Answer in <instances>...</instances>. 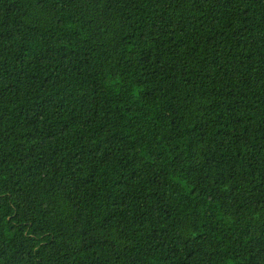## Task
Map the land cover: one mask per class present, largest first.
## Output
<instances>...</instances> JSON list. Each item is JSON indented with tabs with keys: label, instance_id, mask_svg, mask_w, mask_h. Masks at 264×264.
<instances>
[{
	"label": "trees",
	"instance_id": "1",
	"mask_svg": "<svg viewBox=\"0 0 264 264\" xmlns=\"http://www.w3.org/2000/svg\"><path fill=\"white\" fill-rule=\"evenodd\" d=\"M0 264H264V0H0Z\"/></svg>",
	"mask_w": 264,
	"mask_h": 264
}]
</instances>
